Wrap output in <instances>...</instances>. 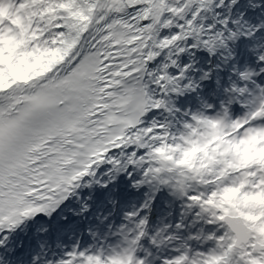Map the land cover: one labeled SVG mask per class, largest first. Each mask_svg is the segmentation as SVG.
Wrapping results in <instances>:
<instances>
[{
    "label": "snow or ice",
    "instance_id": "snow-or-ice-1",
    "mask_svg": "<svg viewBox=\"0 0 264 264\" xmlns=\"http://www.w3.org/2000/svg\"><path fill=\"white\" fill-rule=\"evenodd\" d=\"M122 176L153 191L138 219L168 189L214 229L163 264H264V0H0V264L30 225V264H144L120 244L116 198L78 226L81 190Z\"/></svg>",
    "mask_w": 264,
    "mask_h": 264
},
{
    "label": "clouds",
    "instance_id": "clouds-1",
    "mask_svg": "<svg viewBox=\"0 0 264 264\" xmlns=\"http://www.w3.org/2000/svg\"><path fill=\"white\" fill-rule=\"evenodd\" d=\"M128 212L131 214L124 217L126 223L118 234L121 237V246L131 250L134 260L142 257L144 264H156L158 260L162 261L163 264L166 260L175 259L177 252L185 255L188 259H192L193 253L198 250L197 244L205 243L204 240L196 241L189 238L195 234L184 237L180 232L181 229L173 228L170 223L162 224L153 231L149 222L150 217L138 219L139 212L137 210ZM113 231L116 232L117 229L114 228ZM145 240L150 242L151 247L145 246ZM152 248H155L156 251L153 252ZM106 252L105 249L102 254H106ZM165 253L168 254L165 255Z\"/></svg>",
    "mask_w": 264,
    "mask_h": 264
},
{
    "label": "rangeland",
    "instance_id": "rangeland-1",
    "mask_svg": "<svg viewBox=\"0 0 264 264\" xmlns=\"http://www.w3.org/2000/svg\"><path fill=\"white\" fill-rule=\"evenodd\" d=\"M226 75H227V73H226ZM225 75V76H226ZM182 106H184V107H189L186 103H183L182 104ZM162 118V117H161ZM110 189V190H109ZM109 189H106V190H104L103 192H105V191H107V190H109L107 193H105L102 197H97L98 195H100L101 193H103V192H101L100 194H95L94 195V199H93V201L91 202L92 203V206H97L98 207V209H97V211L94 213V215L92 216L93 218L95 217V215L97 214V213H99V212H104L105 214L107 213V210H106V207H107V205H109V207H107V208H110L111 209V211H112V205L110 204V202H106L107 200L109 201L110 200V198H116L117 199V197H118V195H116L115 194V190H112V189H114L112 186H110L109 187ZM121 193L122 192H124L123 194H122V197L123 198H126L129 202H128V204H127V206L128 207H125L119 214L121 215V218L122 219H124V213L125 212H128V211H133V210H136V209H138V208H140L141 206H142V204L145 202V200H147L148 199V197H150V196H152L153 194H151V191L147 188L146 189V187H145V189H143L142 188V191L138 194V195H136L137 193H138V190L137 189H135V188H133V187H121V191H120ZM161 193H160V196H161V200L163 199V201H164V203H165V207L163 208V210H161V211H158V213L155 215V218H156V223L158 224V225H162L163 223H164V220H166V219H168L169 220V222L171 223L172 222V219H169V216H168V208H169V200L168 199H166L165 197H169V199H175V200H178V199H180V198H178L177 196H175V195H173L168 189H164V191L163 190H161L160 191ZM125 193H129L130 194V196H132V195H134L133 196V199H132V201H131V199H130V197L128 196V195H126ZM87 195H85V197H86ZM97 197V199H95ZM102 199V200H104V202L105 203H103V204H100V203H98V200L99 199ZM181 201H175V202H178V206H181V207H179V208H182V206H184V204H185V201L184 200H182V199H180ZM158 203V202H157ZM172 205H173V201H172ZM174 206V205H173ZM79 207H77V208H75V209H78ZM172 208V207H171ZM165 210V211H164ZM166 214H165V213ZM182 217H183V214H182ZM94 221H96L97 223H99V221L98 220H95V219H93ZM150 220H151V218H150ZM192 221H193V217H191V221H190V227H192ZM175 224H177V223H175ZM195 229H196V231L194 230V231H192L191 229H189V233H188V235H190V234H192V233H196L197 232V230H199V229H203L205 232H211V231H213L214 229H213V227H210V226H208V225H204V224H202V223H200V224H197L195 227H194ZM55 228H53L52 229V234L54 235L57 231H55L54 230ZM184 229H186V228H184ZM197 247H199V244H197Z\"/></svg>",
    "mask_w": 264,
    "mask_h": 264
},
{
    "label": "bare ground",
    "instance_id": "bare-ground-1",
    "mask_svg": "<svg viewBox=\"0 0 264 264\" xmlns=\"http://www.w3.org/2000/svg\"><path fill=\"white\" fill-rule=\"evenodd\" d=\"M196 106H197V101H196V103L194 104V108H195ZM102 171H103V169H102ZM85 190H86V189H82V190H81V194H82V192L85 191ZM89 190H90V189L87 190V192H86L85 195H87V193H88ZM178 201H181V200L178 199ZM106 202H109V201L107 200ZM68 204H71V203H68ZM176 205L178 206V202H176ZM179 220L184 221L185 224L187 225V227H185V228H186L185 231H189V229H191L192 231H194V230L196 231V229H195L194 227H190L191 216L185 217L184 220H183L182 217H179ZM210 227H211V226H210ZM32 231H33V230H32L31 228H29V233H31ZM197 231H198V230H197ZM15 237H16V238L18 237V233H16ZM35 239H38V238L35 237Z\"/></svg>",
    "mask_w": 264,
    "mask_h": 264
},
{
    "label": "trees",
    "instance_id": "trees-1",
    "mask_svg": "<svg viewBox=\"0 0 264 264\" xmlns=\"http://www.w3.org/2000/svg\"><path fill=\"white\" fill-rule=\"evenodd\" d=\"M188 98H190V97H188Z\"/></svg>",
    "mask_w": 264,
    "mask_h": 264
}]
</instances>
